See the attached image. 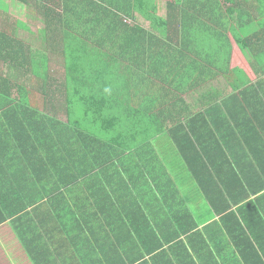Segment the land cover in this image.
<instances>
[{"label": "crops", "instance_id": "crops-1", "mask_svg": "<svg viewBox=\"0 0 264 264\" xmlns=\"http://www.w3.org/2000/svg\"><path fill=\"white\" fill-rule=\"evenodd\" d=\"M176 1L0 0V88L3 94L11 89L15 101L63 123L69 121L67 106L75 102V87L80 86L87 90L83 106L90 100L97 103L98 95L101 104L112 98L108 108L129 105L150 122L156 103V112L165 111L161 116L165 124H170L176 111L173 122L184 124V131L200 138L203 146L222 144L218 156L208 150L211 173L203 178L208 184V200L219 198L214 208L205 204L203 191L168 133L158 137L156 147L151 134L143 148L150 155L156 148L168 170L183 167L178 178L181 194L188 203L202 204L201 211L196 209V220L204 216L203 206L213 216L207 224L197 221L201 235L192 248L200 255H194V261L264 264V190L245 189L264 184V0H182L175 9L177 22H167L169 5ZM155 16L162 21L155 22ZM239 41L250 46L238 45ZM91 73L95 76L90 83L86 77ZM109 74V80L97 78L108 79ZM20 90L27 91L26 99L19 97ZM227 118L231 131L224 123ZM14 122V116H0V217H12V223L0 225V264H34L14 232V219H45L43 215H58L60 210L67 213L65 225L75 241L64 230L57 231L55 239L52 230L37 231L48 233L45 241L49 238L50 244H45V250L49 259L80 262L72 259L79 250L84 258L88 252L101 257L111 248L116 230L126 229L118 224L122 208L117 203L151 201L150 175L140 184L127 178L130 188L111 171L75 181H69L72 173L67 174L68 181L50 179L47 172L40 173L50 169L41 162L40 148L23 146L10 136L8 127ZM222 136L227 141L215 140ZM95 156L96 151L89 150L83 168ZM220 156L224 161H219ZM145 163H152V158H145ZM232 168L238 176L230 173ZM217 170L228 172L219 176ZM257 171L260 179L254 177ZM58 184H69V188L63 194H51L44 187ZM225 184L230 195L223 189ZM241 190L245 191L242 198ZM26 201L39 204L27 206ZM52 202L67 205L55 208ZM228 211L233 215L224 221ZM234 218L241 226L237 230L242 235L240 245L229 235L234 231ZM108 219L118 220L108 224ZM202 240L209 246L207 254L202 252ZM79 243L82 245L77 247Z\"/></svg>", "mask_w": 264, "mask_h": 264}, {"label": "trees", "instance_id": "trees-1", "mask_svg": "<svg viewBox=\"0 0 264 264\" xmlns=\"http://www.w3.org/2000/svg\"><path fill=\"white\" fill-rule=\"evenodd\" d=\"M178 3L179 5L182 4V0L169 5L167 22H177L175 9ZM154 21L161 22L162 20L155 16ZM238 45H242V43L239 41ZM242 46L249 47L250 44L245 42ZM13 57L16 56L13 55ZM11 61H14V59ZM94 76L91 73L90 76L86 77L87 81L91 83ZM109 77H111L110 74L108 75V79L97 76V78L103 80H109ZM237 77L240 82V78L243 77L242 73L237 75ZM85 88L86 86L84 88L81 86L75 87V96L79 95V97L77 99L73 96L75 102L72 103V106H67L66 115L69 118L68 123L50 119L45 113L31 108L28 104L15 101L12 97L11 89H9L7 94H3L1 88L0 116L10 115L15 117V122L12 126L8 127V130L10 136L13 135L16 141L23 143V146L31 145L40 148L41 162L50 166V169L44 168L46 171H40L42 175L47 172L49 174L48 177H51L50 179L65 180L67 174L72 173L74 176L71 175L73 177L69 181H75L91 175L100 177L104 172L108 173L111 171L130 188L132 185L131 181L140 184V181L144 180L146 175L149 174L150 184L153 185L151 189L153 197L149 202H118L117 204L122 208L118 224L127 230L123 229L122 232L116 230V233L113 234L114 241L111 248L102 254L103 257L95 254L91 255L88 252L87 257L84 258L82 257V250H79L72 259H80V262H72L71 260L67 263L49 259L46 254L48 252L45 250V244H50L49 238L47 242L45 241L48 233L46 232L43 235L37 233L40 230H52L55 232L53 234V238L55 239L58 237L57 231L64 230L67 233L65 235L75 241V238L72 236L74 233H72L68 225H65L64 214L67 215V213H61L60 210L58 215L57 213L43 215L42 218L45 219L27 217L14 219L16 221L12 225L14 232L25 249L27 256L34 264H196L193 257L200 254L193 252L192 243L197 236L201 235V232L197 231L196 218H198V213L196 209L202 204L197 205L196 203L185 201L179 188L180 184L174 179L170 172L172 170H168L162 164L160 155L156 153V148L152 155L143 151V148L150 141L149 136L151 134L152 144L156 147L155 142L158 140V137L163 133H168L169 138L177 148L178 154L186 162L189 174L198 183L199 189L203 191L206 198L205 204L214 208L217 202H219V198H213L212 201L208 200V184L206 185L203 178L206 177V173L207 176L211 173L209 172L207 158H210L208 150L213 149V157L218 156L222 144L214 145L213 148L203 146L201 141H199L201 140L200 138H192L189 133L184 131L187 129L184 124L173 122V116L177 114L176 111L170 117V124L161 123V116L165 115V111L156 112V103L152 106L154 116L150 122H145L144 114L132 110L129 105L125 106L124 109H119L118 105H115V108H108V104L111 103L110 100H113L112 98L103 100L101 104L100 100H97L99 98L98 95L96 98L97 103L90 100L89 104L87 103L83 106L82 103L86 100L87 95V90H84ZM19 97L26 99L28 97L27 91L20 90ZM3 99L7 100V104H2ZM149 113H151L150 110ZM82 117L83 120L81 121ZM99 119H103L104 123L101 124ZM224 123H227V129L231 131V120L227 118V121ZM226 135L230 139V135ZM226 139L227 136L215 138L217 142L219 140L225 141ZM2 141L0 139V143ZM91 149L96 151V156L89 165L83 168V164L88 163L84 155H87ZM222 156L226 157L224 154ZM222 156H220L219 161H224ZM140 158L143 160L142 162ZM145 158H152L153 164H146ZM257 164L258 162H255L256 166ZM227 172V170L215 171L219 176H222L220 175L222 173L227 174ZM230 173L238 176V171L234 170V168L230 170ZM259 175L260 173L257 171L254 177H259L260 179ZM127 178H130L131 181L126 180ZM44 187L46 190L49 189L48 193L52 194L56 192L63 194L64 190L69 188V184L61 186L45 185ZM223 189L225 193L231 194V189L227 184L223 186ZM223 189H220V191ZM245 189L259 192L264 190V184L245 186ZM26 190H29V187H26ZM238 193L242 198L241 195H244L245 191L241 190ZM220 197L225 201L223 196ZM25 203L27 206L34 207H37L39 204L38 201H26ZM63 205H67V203L60 202L58 204L52 202V206L55 208L62 207ZM230 207L231 205L228 203L227 208ZM111 210H107V212H111ZM10 211L12 212L13 210ZM232 215V211L225 213L223 217L227 219L224 221L230 220V216ZM118 219L113 221L116 222ZM234 220L236 221L232 225L234 231L229 233V235L237 243L236 245H240L242 235L237 230L241 226L236 218ZM8 221L12 223V217H0V225ZM106 221L108 224L113 222L111 219ZM39 226L40 229L37 228ZM243 233L246 235L244 229ZM39 241H41V246ZM246 241L252 244L249 238ZM202 243L204 245L202 252L204 254L209 253L208 244L203 240ZM80 245L82 243H79L77 247ZM249 258L252 259V256L249 255ZM55 261L58 263H55Z\"/></svg>", "mask_w": 264, "mask_h": 264}, {"label": "rangeland", "instance_id": "rangeland-1", "mask_svg": "<svg viewBox=\"0 0 264 264\" xmlns=\"http://www.w3.org/2000/svg\"><path fill=\"white\" fill-rule=\"evenodd\" d=\"M170 172L172 173L173 177L177 178L176 181H178V183H180L179 182L180 180L178 178H181V175L184 172L183 167L172 169V171H170ZM198 210L201 211L200 206H199ZM207 210H208V207L203 206L204 216L200 220L197 219V221H199V223L201 222V224H205V223L207 224L208 222H210L212 220L213 216L207 214V212H206Z\"/></svg>", "mask_w": 264, "mask_h": 264}]
</instances>
